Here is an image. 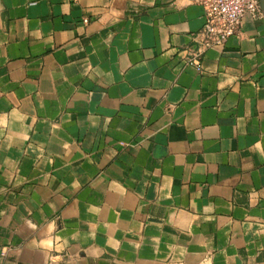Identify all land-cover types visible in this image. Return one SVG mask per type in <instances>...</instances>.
Returning a JSON list of instances; mask_svg holds the SVG:
<instances>
[{"label":"crops","instance_id":"0c3cea01","mask_svg":"<svg viewBox=\"0 0 264 264\" xmlns=\"http://www.w3.org/2000/svg\"><path fill=\"white\" fill-rule=\"evenodd\" d=\"M204 20L0 0V264H264V17Z\"/></svg>","mask_w":264,"mask_h":264},{"label":"built area","instance_id":"2783aa9c","mask_svg":"<svg viewBox=\"0 0 264 264\" xmlns=\"http://www.w3.org/2000/svg\"><path fill=\"white\" fill-rule=\"evenodd\" d=\"M205 20L197 32V49L185 56V62L197 70L202 69L205 52L214 47H224L228 40L241 28L245 16L264 17L260 0H201Z\"/></svg>","mask_w":264,"mask_h":264},{"label":"water","instance_id":"95a60500","mask_svg":"<svg viewBox=\"0 0 264 264\" xmlns=\"http://www.w3.org/2000/svg\"><path fill=\"white\" fill-rule=\"evenodd\" d=\"M260 8L264 12V0H260Z\"/></svg>","mask_w":264,"mask_h":264}]
</instances>
